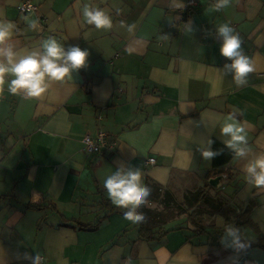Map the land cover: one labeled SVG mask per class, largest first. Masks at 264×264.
Listing matches in <instances>:
<instances>
[{
    "label": "crops",
    "instance_id": "0c3cea01",
    "mask_svg": "<svg viewBox=\"0 0 264 264\" xmlns=\"http://www.w3.org/2000/svg\"><path fill=\"white\" fill-rule=\"evenodd\" d=\"M19 1L0 0V20L15 25L3 46L17 58L42 52L49 37L65 51L78 46L89 55L71 79L50 82L38 98L11 94L15 77L5 76L0 264H32L25 253L39 254L41 264H233L237 253L221 242L229 228L246 245L264 238V189L248 183L244 171L264 154V0H231L219 12L208 11L217 0L193 7L186 0H31L37 10L27 13ZM86 4L104 10L112 28L88 25ZM222 23L239 34L253 64L239 87L225 68L232 61L220 53ZM229 113L245 129L248 154L236 157L231 149L218 172H209L213 158L202 152L213 151L209 140L227 147L230 137L220 129ZM100 129L115 147L89 154L82 137ZM122 168L139 169L143 185L148 180L162 191H210L238 212L252 200L254 226L226 227L215 214L195 230L180 215L155 228L159 237L141 239L137 224L123 218L128 209L113 205L104 187ZM238 264H264V246L249 245Z\"/></svg>",
    "mask_w": 264,
    "mask_h": 264
},
{
    "label": "clouds",
    "instance_id": "9594fccd",
    "mask_svg": "<svg viewBox=\"0 0 264 264\" xmlns=\"http://www.w3.org/2000/svg\"><path fill=\"white\" fill-rule=\"evenodd\" d=\"M231 0H217V3L208 11L219 12L229 7ZM177 7H180L177 4ZM84 21L88 25H94L96 29L112 28L111 17L102 9L85 5L82 10ZM123 26V22H121ZM15 25L10 21L0 20V90L5 84V76L15 77L8 83V91L17 95L23 91L27 98H38L44 94L50 82H63L66 78L71 79L73 72L86 65L89 53L81 50L78 46H72L67 51L54 38L46 39L42 48L43 51H32L27 55L17 58L12 48L4 47L5 42L11 37ZM131 31V27L129 28ZM210 34V33H209ZM217 34L223 38L220 53L232 61L225 68L234 73L233 80L239 87L247 84V76L253 69L251 59L242 50V40L238 33L229 25L222 23L217 26ZM220 132L223 136L230 137L224 141L228 148L233 149L236 157H245L248 154L247 134L242 124L235 121L234 116L229 113L221 126ZM212 141H208L209 148ZM223 149L215 152L204 150L202 155L205 159H211L220 155ZM244 171L247 174L245 179L258 189H264V154L249 161ZM108 198L112 204L119 208H127L123 218L133 224L144 220L143 214L137 213L136 209L147 202L150 195L148 187L141 183V172L139 169L125 171L123 168L104 181ZM231 238L229 242L228 238ZM222 244L226 248H232L237 255L229 257L233 264H238L239 253L245 251L249 245L242 243L237 235V229L229 228L226 236L222 238ZM24 259H31L32 264H41L39 254L33 259L27 253Z\"/></svg>",
    "mask_w": 264,
    "mask_h": 264
},
{
    "label": "trees",
    "instance_id": "16d2710c",
    "mask_svg": "<svg viewBox=\"0 0 264 264\" xmlns=\"http://www.w3.org/2000/svg\"><path fill=\"white\" fill-rule=\"evenodd\" d=\"M218 149H223V152L220 155L213 157V165L209 172H218L215 171L216 166L221 162L227 161L233 154L231 149L221 144L218 140L214 139L212 141V150L213 152H215ZM225 152L229 153L230 155H227ZM145 186L149 188L150 195L147 198V202L136 209L137 213L143 214L144 216V220L138 223L137 226L139 238L150 240L154 239V237L160 236L157 231L155 232V228L165 222L157 221L158 217H161L163 214L161 212L157 213L154 210H150L147 207V203L151 201H158L159 204H161L163 208L167 210L172 203L173 197L168 190L162 191L157 185L151 183L148 180L145 181ZM223 204L224 200L222 198H218V202L214 201V199L209 196L208 191L206 192L202 189H199L190 197H186L184 204L174 203V207L175 210H178V215H185V221L189 222L195 230L202 229V221L209 220L215 214H221L225 217L226 227L231 224H249L251 226H254L250 218V211L255 205L252 200L249 205H247L243 209H240L239 212L235 208ZM222 230H220V232H222ZM249 245L264 246V238L251 242L249 243Z\"/></svg>",
    "mask_w": 264,
    "mask_h": 264
},
{
    "label": "built area",
    "instance_id": "2783aa9c",
    "mask_svg": "<svg viewBox=\"0 0 264 264\" xmlns=\"http://www.w3.org/2000/svg\"><path fill=\"white\" fill-rule=\"evenodd\" d=\"M188 7H193L197 0H186ZM18 10L21 13H27L37 10V4L33 3L31 0H20L17 5ZM259 76L264 81V71L259 73ZM100 119V115H98ZM83 149L89 154H98L103 151H113L116 141L115 138L110 135V133L104 130H98L95 135L90 133L84 134L82 137ZM146 163H154V157H148Z\"/></svg>",
    "mask_w": 264,
    "mask_h": 264
},
{
    "label": "rangeland",
    "instance_id": "374dc122",
    "mask_svg": "<svg viewBox=\"0 0 264 264\" xmlns=\"http://www.w3.org/2000/svg\"><path fill=\"white\" fill-rule=\"evenodd\" d=\"M200 188H183V187H176L175 189H173V191L168 190L173 197L172 203L170 204V207L166 210L165 208H163V206L161 204H159L158 201H151L149 203H147V207L150 210H154L157 213L161 212L163 215L161 217H158L157 221L160 222H167L170 221L172 219L178 218V210H175L174 207V203L176 204H184L185 202V198L186 197H190L192 194L196 193ZM209 196L214 199V201L218 202V197L217 194H212L209 191ZM221 198V197H220ZM170 210H175V211H170ZM183 216H185L183 214Z\"/></svg>",
    "mask_w": 264,
    "mask_h": 264
}]
</instances>
